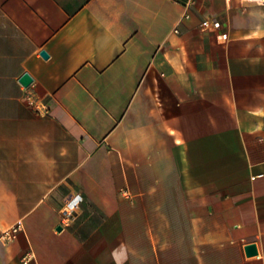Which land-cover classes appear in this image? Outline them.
I'll return each mask as SVG.
<instances>
[{"label": "crops", "instance_id": "obj_1", "mask_svg": "<svg viewBox=\"0 0 264 264\" xmlns=\"http://www.w3.org/2000/svg\"><path fill=\"white\" fill-rule=\"evenodd\" d=\"M17 224L0 264H264V5L0 0V236Z\"/></svg>", "mask_w": 264, "mask_h": 264}, {"label": "built area", "instance_id": "obj_2", "mask_svg": "<svg viewBox=\"0 0 264 264\" xmlns=\"http://www.w3.org/2000/svg\"><path fill=\"white\" fill-rule=\"evenodd\" d=\"M246 2L250 3H257L260 5H264V0H244ZM202 26L204 28H210V27H215L219 28L220 27V22L216 19L214 20H205L202 23ZM33 83L27 87L28 90L26 91L25 99L27 101V104L38 114V115H46L48 112V106L44 102L41 101V99L37 96L36 92L33 90ZM81 197L76 196L74 197L67 205V210L66 213H70L75 209V207L78 205L80 202ZM21 224H17L15 226H12L8 229H6L0 236L1 240H12L14 239L19 231L21 230ZM35 254L32 250L26 252L24 256L22 257V262L23 264H27L30 260L34 258Z\"/></svg>", "mask_w": 264, "mask_h": 264}, {"label": "water", "instance_id": "obj_3", "mask_svg": "<svg viewBox=\"0 0 264 264\" xmlns=\"http://www.w3.org/2000/svg\"><path fill=\"white\" fill-rule=\"evenodd\" d=\"M41 54L47 58L48 57V53L46 51H42ZM20 82L25 86V87H29L32 83H33V78L28 74L25 73L21 78H20ZM245 251H246V255L248 257H254V256H258L259 255V250L257 247V244L255 243H251L245 246Z\"/></svg>", "mask_w": 264, "mask_h": 264}]
</instances>
